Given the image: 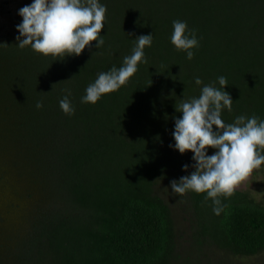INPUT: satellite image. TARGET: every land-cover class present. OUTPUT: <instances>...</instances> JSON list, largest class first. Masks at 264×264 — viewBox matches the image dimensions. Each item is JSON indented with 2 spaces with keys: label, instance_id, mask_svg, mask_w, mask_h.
<instances>
[{
  "label": "trees",
  "instance_id": "1",
  "mask_svg": "<svg viewBox=\"0 0 264 264\" xmlns=\"http://www.w3.org/2000/svg\"><path fill=\"white\" fill-rule=\"evenodd\" d=\"M30 3L0 0V179L26 181L12 186L8 203L21 215L0 234V254H16L0 255V264H24L32 253L47 264H202L198 253L182 257L172 211L157 192L193 171L182 169L191 151L169 147L173 117L181 115L175 106L199 95L195 76L210 83L223 75L233 99L224 121L264 119V0H104V45L60 63L17 47V10ZM175 19L198 30L191 60L170 42ZM149 33L147 62L128 82L82 103L97 74L119 67L133 39ZM64 89H71V115L59 106ZM204 195L176 193L193 216L197 251L264 250V205L235 189L221 195L226 207L216 215Z\"/></svg>",
  "mask_w": 264,
  "mask_h": 264
},
{
  "label": "clouds",
  "instance_id": "2",
  "mask_svg": "<svg viewBox=\"0 0 264 264\" xmlns=\"http://www.w3.org/2000/svg\"><path fill=\"white\" fill-rule=\"evenodd\" d=\"M107 5L100 0H31L17 10L22 20L15 25L17 47L31 50L56 60L80 55L87 46L99 49L104 45L101 30L105 24ZM170 42L177 50H183L191 60L193 49L199 47L197 29L189 28L186 20L172 21ZM95 41V45L90 42ZM153 42L152 33L133 39L131 54L125 55L119 67L112 65L97 74L81 96L82 103L95 104L103 94L118 90L137 72L140 63H146L145 47ZM5 44V43H0ZM196 85H202L198 96L181 98L175 109L181 115L174 116V142L169 147L183 154L192 153V163L182 169H193L178 180L170 181L171 191L204 193V200L211 198L212 211L219 215L225 204L220 197L231 196L238 184L256 167L264 163V119L258 115L240 114L232 123L222 118L223 110L232 111L233 99L225 86L223 75L216 81L204 83L194 77ZM218 82L220 87L216 86ZM59 100L61 110L71 115L75 107L70 100L71 89H64ZM43 102L37 101L36 108ZM209 148L214 149L208 154Z\"/></svg>",
  "mask_w": 264,
  "mask_h": 264
},
{
  "label": "rangeland",
  "instance_id": "3",
  "mask_svg": "<svg viewBox=\"0 0 264 264\" xmlns=\"http://www.w3.org/2000/svg\"><path fill=\"white\" fill-rule=\"evenodd\" d=\"M104 0H100L102 2ZM119 2L120 0H115ZM56 63L62 62L61 59H56ZM24 179L19 180L8 174L3 179H0V234L6 236L10 230L11 223L15 222L16 218L21 215L19 208H12L8 205L11 197V188L15 184H25ZM164 185L158 187L157 192L161 195L164 201L169 205L175 226L177 229L178 250L182 257L200 256L202 264L215 263L217 260L221 264H264V250L253 256H232L217 248L200 247L201 251H197L198 245L194 239V220L189 210V207L184 203L182 197H177L176 193L171 191V188H165ZM236 190L245 192L256 202L264 205V167L259 166L254 168L248 176H246L236 187ZM8 206V207H7ZM17 218V219H18ZM8 232V233H6ZM2 241V240H0ZM14 251H4L0 254L3 258H12ZM37 253H32L25 260L24 264H47L46 260H42ZM1 258V257H0ZM12 261V260H10ZM48 262V261H47ZM13 263V261H12Z\"/></svg>",
  "mask_w": 264,
  "mask_h": 264
}]
</instances>
